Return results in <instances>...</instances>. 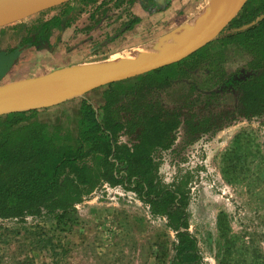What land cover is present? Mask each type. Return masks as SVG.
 <instances>
[{
	"label": "rangeland",
	"instance_id": "374dc122",
	"mask_svg": "<svg viewBox=\"0 0 264 264\" xmlns=\"http://www.w3.org/2000/svg\"><path fill=\"white\" fill-rule=\"evenodd\" d=\"M171 1L174 3L167 14L157 13L160 8L152 0H103L90 7L91 1L84 0L79 6L70 2L74 5L67 9L75 11L69 15V26L59 35L53 50L46 53L20 41L29 27L58 16L62 7L0 27V34L12 31L7 42L16 43L23 54L22 61L17 62L19 69L40 68L44 63L61 67L120 59L130 56L127 48L115 53L126 46V40L117 42L114 40L118 38L110 37L133 17L134 4L140 3L151 16L149 22L137 25L138 31L150 35L163 31L159 37L144 41V46L175 36L204 12L210 0ZM176 12L179 15L174 16ZM207 46L211 53L221 54L215 72L209 62H201L185 82L151 94L146 100L168 110L182 108V122L172 145L154 154L159 181L188 195L189 231L198 241L201 264H264V115L238 118L221 129L193 137L186 133L184 118L200 120L233 106L230 95L211 96L214 82L221 71L228 75L250 62L240 46L228 44L226 39ZM37 53L43 57H37ZM105 89L83 97L97 107ZM83 97L51 110H39L36 119L45 122L53 133L74 132ZM114 112L126 122L134 106L127 101L123 109ZM134 131L121 132L118 143L133 145ZM82 163L95 168L96 176L100 174L99 158L88 157ZM64 181L75 190L73 183ZM68 188L63 187V195ZM79 189L75 190L78 196H71L74 200L79 197L73 211L62 213L44 206L22 218L0 219V264H178L175 231L165 217L152 215L135 194L110 186L99 176L91 186Z\"/></svg>",
	"mask_w": 264,
	"mask_h": 264
},
{
	"label": "trees",
	"instance_id": "16d2710c",
	"mask_svg": "<svg viewBox=\"0 0 264 264\" xmlns=\"http://www.w3.org/2000/svg\"><path fill=\"white\" fill-rule=\"evenodd\" d=\"M83 1L71 0L59 5L63 11L29 27L22 44L51 52L59 35L69 26V15L75 11L67 9L70 2L79 6ZM138 22L136 16L131 17L119 32L131 29ZM222 39L240 46L250 56V62L228 75L221 71L216 77L211 96L230 95L233 106L200 120L194 116L184 118L186 133L191 137L221 129L238 118L264 115V0H247L214 41ZM220 56L211 53L206 45L177 63L106 86L102 103L97 107L83 97L74 132L53 133L45 122L36 119L38 111L1 116L0 219L22 218L44 206L62 213L73 211L79 197L74 200L71 196H78L79 188L91 186L99 176L108 185L135 194L152 215L167 219L175 231L178 264H201L198 241L189 231L188 195L161 185L154 159L156 151L167 150L172 145L174 133L182 122L179 114L182 108L168 110L146 100L151 94L185 82L201 62H209L215 72ZM127 101L133 104L134 112L122 122L114 110L123 109ZM141 101H146L143 106H139ZM126 129L137 132L131 146L117 141ZM88 157L100 159L99 175L96 176L95 168L82 163ZM64 180L73 183L76 191L64 185ZM64 186L68 191L63 195Z\"/></svg>",
	"mask_w": 264,
	"mask_h": 264
},
{
	"label": "water",
	"instance_id": "95a60500",
	"mask_svg": "<svg viewBox=\"0 0 264 264\" xmlns=\"http://www.w3.org/2000/svg\"><path fill=\"white\" fill-rule=\"evenodd\" d=\"M70 0H0V27ZM247 0H210L204 12L175 44L136 57L74 65L0 86V117L39 111L81 98L110 84L177 63L214 41Z\"/></svg>",
	"mask_w": 264,
	"mask_h": 264
},
{
	"label": "crops",
	"instance_id": "0c3cea01",
	"mask_svg": "<svg viewBox=\"0 0 264 264\" xmlns=\"http://www.w3.org/2000/svg\"><path fill=\"white\" fill-rule=\"evenodd\" d=\"M101 1H103V0H95V2H93V4H99ZM152 2L155 3V6L160 8L157 13H162V14H167L166 12L169 9V6L172 3H174L171 0H152ZM93 4H92V2L88 3V6L90 7ZM71 5H74V4H71ZM195 9H197V8H195ZM42 12H44V11H42ZM80 12H81V10H80ZM101 13H102V10L98 14H96V17L98 18ZM131 13L133 16H136L139 19V21L141 23V24L139 23L140 25L150 21L149 18L151 16L148 13V10H146V8L144 6H142L140 3L134 4L133 8H131ZM177 14L179 15V12H176L174 14V16H177ZM173 21H175V20H173ZM137 25L138 24H136L130 31L124 32L120 37H118V40H114L117 42H119V41L123 42L124 40H126V43H127L126 46H123L122 49L119 48V50H116L115 53L123 51L126 48L132 49V48L139 47L142 45V43H144V41L153 40V39L159 37L163 33V31H161V32L158 31L154 35H150V33H148V34L142 33V31H138L139 27L137 28ZM147 30L148 31L150 30L149 25H148ZM160 30H163V28ZM11 32L12 31H4L3 32L4 35H2V33L0 34V65L2 64L3 60H5V63L3 66V72L0 74V86L15 82V81H19V80H24V79H29V78H34V77H38L41 75H45L47 73H50V72L57 70V69H60V68L74 66V65H80V64L71 63L68 65L61 66V67H55L50 63H44V65H42V67H40L42 70L47 69L48 72H44V73H39V71H41V70H39L40 68L30 69V67H26L25 69H23V68L19 69L17 65H18V63H20L22 61L23 54H20L18 52V47H17L16 43L13 44V43L7 42L8 37H10V35H11ZM143 32H145V31H143ZM56 35H57V32L54 33V36H56ZM52 40H54V38H52ZM39 52H45V51H39ZM37 57H43V56H42V54L37 53ZM107 59H109V58H104L102 60H107ZM35 67H37V66H35ZM51 108H53V107H51ZM43 110H45V109H43ZM46 110H51V109L47 108ZM42 112H44V111H42ZM77 113H78V111H77ZM40 122H43V121H40Z\"/></svg>",
	"mask_w": 264,
	"mask_h": 264
},
{
	"label": "bare ground",
	"instance_id": "6f19581e",
	"mask_svg": "<svg viewBox=\"0 0 264 264\" xmlns=\"http://www.w3.org/2000/svg\"><path fill=\"white\" fill-rule=\"evenodd\" d=\"M194 21L195 20H192L191 22H189V24L186 27H184L181 31H179L177 34H175V36H172L166 40L156 41L149 45L139 46V47L130 49L129 57H136L141 54L153 53V52H156L164 48L165 46L175 44L177 42V39H179L183 35V33L188 30V28H191L194 25Z\"/></svg>",
	"mask_w": 264,
	"mask_h": 264
},
{
	"label": "flooded vegetation",
	"instance_id": "af4514ba",
	"mask_svg": "<svg viewBox=\"0 0 264 264\" xmlns=\"http://www.w3.org/2000/svg\"><path fill=\"white\" fill-rule=\"evenodd\" d=\"M128 21H129V20H128ZM128 21H127V22H128ZM127 22H126V23H127ZM139 23H140V21H139L138 23H136V24H139ZM136 24H134V26H135ZM123 25H124V24H123ZM134 26H133V27H134ZM121 27H122V26H121ZM121 27H120V28H121ZM133 27H131V29H132ZM131 29H129V30H127V31H130ZM119 31H120V29H119L114 35H112L110 38H118V37H120L124 32H126V31H124V32H121V33H120ZM26 47H29V46L26 45ZM41 51H43V50H41ZM45 51H46V50H45Z\"/></svg>",
	"mask_w": 264,
	"mask_h": 264
}]
</instances>
